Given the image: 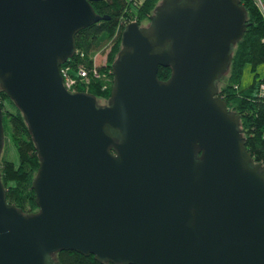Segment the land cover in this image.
I'll return each instance as SVG.
<instances>
[{
    "label": "water",
    "instance_id": "water-1",
    "mask_svg": "<svg viewBox=\"0 0 264 264\" xmlns=\"http://www.w3.org/2000/svg\"><path fill=\"white\" fill-rule=\"evenodd\" d=\"M103 0H0V92L40 160L37 212L8 203L0 104V264H264V164L218 81L247 29L241 0H162L126 24L107 104L67 90L76 35ZM160 67L171 68L168 80Z\"/></svg>",
    "mask_w": 264,
    "mask_h": 264
},
{
    "label": "trees",
    "instance_id": "trees-1",
    "mask_svg": "<svg viewBox=\"0 0 264 264\" xmlns=\"http://www.w3.org/2000/svg\"><path fill=\"white\" fill-rule=\"evenodd\" d=\"M160 1L162 0H103L92 3L98 15L108 16L109 19L95 23L76 35L75 54L65 65H70L73 69L83 65L92 70L97 53L107 44L111 43V46L107 61L98 67L101 77L95 78L90 74L89 83L78 85L77 91L90 93L97 100L107 102L110 99L114 84L112 65L122 49V34L126 24L136 21L142 25L149 21ZM241 3L247 10L246 33L233 51L230 69L217 85L220 87L219 97L226 102L227 108L240 116L239 129L247 150L252 153L255 161L264 164V98L256 95L259 84L264 82V72H259L260 66L264 64V19L253 0H241ZM249 66L254 75L253 80L249 87L243 88V73ZM171 73V68L160 67L158 78L161 81L168 80ZM0 104L4 109L5 129L1 173L8 203L21 208L24 214L37 212L36 193L32 188L40 165L36 143L23 113L4 91L0 92ZM7 139L12 141L14 153L5 146L8 144ZM56 257L61 264H105L93 256H83L75 251L64 250Z\"/></svg>",
    "mask_w": 264,
    "mask_h": 264
},
{
    "label": "built area",
    "instance_id": "built-area-1",
    "mask_svg": "<svg viewBox=\"0 0 264 264\" xmlns=\"http://www.w3.org/2000/svg\"><path fill=\"white\" fill-rule=\"evenodd\" d=\"M256 5V8L260 10L263 19H264V0H253ZM99 65L96 63L92 70H88L83 65H78L76 69H73L70 65L62 66L60 72L63 77V83L67 90L71 93L77 92L78 85L89 83V75L93 74V77H101L100 71H98ZM113 75V71H112ZM104 77L107 78V75L104 74ZM259 89L257 90L256 95L261 99L264 98V82H261Z\"/></svg>",
    "mask_w": 264,
    "mask_h": 264
},
{
    "label": "rangeland",
    "instance_id": "rangeland-1",
    "mask_svg": "<svg viewBox=\"0 0 264 264\" xmlns=\"http://www.w3.org/2000/svg\"><path fill=\"white\" fill-rule=\"evenodd\" d=\"M148 23H149V21H145V22L142 23V25L147 26ZM109 46H111V43H110V44H107V46H106L104 49H102L101 51H99V52L97 53V55L95 56L94 60H95V63H96L97 65L100 66V65L104 64V63L107 61L106 57H107L108 52H109V50H110V47H109ZM260 71H261V73L264 72V64L260 66V68H259V72H260ZM243 75H244V77H243V80H242V82H241V86H242L243 88H247V87L250 86V83L252 82V80H253V76H254V75L252 74V71L250 70V66L245 68ZM98 103H100V104H107L106 101L101 100V99L98 100ZM7 141H8V144L5 145V146H7V149H8L9 151H11V152L14 153L15 150H14V147H13L12 141L9 140V139H7Z\"/></svg>",
    "mask_w": 264,
    "mask_h": 264
},
{
    "label": "crops",
    "instance_id": "crops-1",
    "mask_svg": "<svg viewBox=\"0 0 264 264\" xmlns=\"http://www.w3.org/2000/svg\"><path fill=\"white\" fill-rule=\"evenodd\" d=\"M129 1H132V0H129ZM135 1H137V2H138V1H139V2H142V1H144V0H135Z\"/></svg>",
    "mask_w": 264,
    "mask_h": 264
}]
</instances>
